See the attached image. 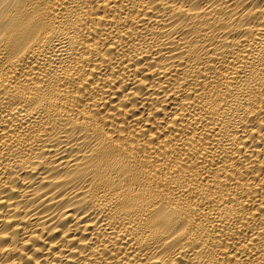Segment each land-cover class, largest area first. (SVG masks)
<instances>
[{
	"label": "bare ground",
	"instance_id": "6f19581e",
	"mask_svg": "<svg viewBox=\"0 0 264 264\" xmlns=\"http://www.w3.org/2000/svg\"><path fill=\"white\" fill-rule=\"evenodd\" d=\"M0 264H264V0H0Z\"/></svg>",
	"mask_w": 264,
	"mask_h": 264
}]
</instances>
